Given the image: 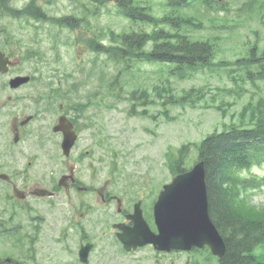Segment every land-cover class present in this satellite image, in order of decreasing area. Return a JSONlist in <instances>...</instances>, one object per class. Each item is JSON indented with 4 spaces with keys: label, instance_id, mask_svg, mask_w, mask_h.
Masks as SVG:
<instances>
[{
    "label": "flooded vegetation",
    "instance_id": "af4514ba",
    "mask_svg": "<svg viewBox=\"0 0 264 264\" xmlns=\"http://www.w3.org/2000/svg\"><path fill=\"white\" fill-rule=\"evenodd\" d=\"M17 38L0 28V250H11L3 257L15 264H217L207 250L139 244L130 209L141 201L157 233L150 216L161 189L116 192L124 180L114 175L126 171L110 176L106 156L97 154L105 121L97 95L45 74V49Z\"/></svg>",
    "mask_w": 264,
    "mask_h": 264
},
{
    "label": "rangeland",
    "instance_id": "374dc122",
    "mask_svg": "<svg viewBox=\"0 0 264 264\" xmlns=\"http://www.w3.org/2000/svg\"><path fill=\"white\" fill-rule=\"evenodd\" d=\"M28 0H16V4L22 5ZM40 4L47 7V0H38ZM155 3V13L162 15L164 11L170 10L162 6L161 0H152ZM164 0H162L163 2ZM232 1V12L228 15L220 13L223 11H205V8L199 10L200 5L198 2L192 1V4L198 9L200 15H193L199 22L203 24V28L200 29L199 34L204 37H219V45L217 55L213 60L215 66L229 65V69L233 71L232 74L227 72H211L209 68H199L188 72V77L180 79L178 77L166 78L163 75L158 74V67L142 64L138 65L133 72L128 73L123 77V91L121 94L128 96L130 90L134 87H144L150 92V101H154L149 107L151 111L156 113L157 122L142 118H131L128 116L129 105L126 101H116L112 97H108V104H115L113 107H108L106 110V134L108 136V145L110 142L113 144L111 150H117L130 154L129 168L137 170H154L165 177L167 174V166L165 164V153L169 148L179 147L181 144L188 141H201L207 134L215 129H220L222 122L229 123L235 116L234 121H238L240 111L247 107L251 110L253 101H256L260 96H264V20L259 19L257 13L248 14L250 12L259 11L260 16L264 15V8L260 11L259 7L249 6L247 14H242L240 17L237 15L236 10L242 6L246 0H229ZM167 0H165V3ZM95 3L91 0H58L57 4L51 8L52 13L57 16L70 15L76 8L78 10H86L87 8L94 7ZM159 8L160 13L156 10ZM251 9V10H250ZM209 11V10H208ZM182 14L189 15L191 10L189 8L183 9ZM245 12V11H244ZM220 13V14H217ZM196 19V20H197ZM92 22L95 26L106 30L109 29L121 30L126 23L124 19L119 17L117 13V7L114 1H109L108 5L104 7L97 17H93ZM21 24L17 23L9 18H0V26L7 27L14 33L15 36L23 39L25 42L30 39L32 32L29 30H23ZM237 24L235 28L231 27ZM42 37L43 41L40 45L32 42V47H41L46 49L49 42V35L45 32L56 33L60 31L57 26L50 23L42 25ZM86 30V25L83 27ZM169 29V28H168ZM63 40L76 39L80 41V46L61 47L59 53L64 56V63L71 69H74V65H77L80 61L79 58L82 54V46L85 41V32L78 35V32H72L68 29L61 30ZM57 37L60 39L57 35ZM27 39V40H25ZM34 43V44H33ZM38 45V46H37ZM243 55V58L253 57L254 62L247 68L242 69V74L249 79V82L241 83L236 78V81L232 78L236 73L238 66L230 65L236 64L237 56ZM51 62L56 57L55 54L49 55ZM87 57H90L88 55ZM235 59V60H234ZM225 62V64H221ZM52 63L49 68L54 69ZM103 69L101 64H98L93 68V73L96 78H91V87L98 88L102 83L100 72ZM113 64H107L104 67V74L106 75V87L109 92L110 80L115 72ZM237 77V76H236ZM83 77V80H86ZM82 80V76H76L73 78L72 83H77ZM170 85L177 95L183 94L192 88L199 90L195 92L193 98L199 99L200 93L206 94L205 98L198 103L196 108L186 107H173L167 106L169 109V116L175 117L174 121H168L158 112L164 108L161 105L162 99L158 96L157 86L160 88H166ZM255 85V86H253ZM88 87V89H90ZM128 105V106H127ZM222 106L224 113L216 106ZM247 119V117H246ZM250 119V118H249ZM247 119V123L249 121ZM259 117H256L255 123H257ZM154 131L149 133L146 129ZM192 153V156H196V150ZM108 153V152H107ZM195 159L192 160V162ZM259 170L256 169L255 172ZM261 192V191H258ZM254 196L255 203H264V192L258 193Z\"/></svg>",
    "mask_w": 264,
    "mask_h": 264
},
{
    "label": "trees",
    "instance_id": "16d2710c",
    "mask_svg": "<svg viewBox=\"0 0 264 264\" xmlns=\"http://www.w3.org/2000/svg\"><path fill=\"white\" fill-rule=\"evenodd\" d=\"M92 1L95 6L83 10L82 16L73 13L57 18L37 7L35 1L22 11H16L8 0H2L0 12L14 18L23 16L49 21L60 27L67 26L72 31L77 30L84 22L88 25L87 29L94 32L92 19L101 13V7H106L109 0ZM202 1L207 7L213 6L210 4L211 0ZM186 2L187 0H167L164 6H170L172 11L159 16L155 13V3L152 0H118V14L131 20V26L125 25L120 33L110 30L106 34L110 42L107 46L103 45V30L97 32L99 35L95 34L97 37L88 41L89 47L96 54H105L109 62L124 65L125 70H130L135 63L143 61L160 64V71L172 74L177 69L204 66L214 55L213 41H197L191 35L172 34L163 29L167 24L191 23V18L180 13ZM150 42L153 48L148 51L146 47ZM57 44L53 47L56 48ZM119 75L120 73L115 80ZM138 94L139 90L132 93L129 99L135 100ZM173 98L171 96L165 99L172 104L181 100ZM243 115H247V108L243 109L241 116ZM256 117L259 119L255 127L247 126V121L241 120L239 124L231 123L222 132L215 131L201 143L194 144L198 159L206 162L210 214L227 245L222 264H264V205L253 203L251 194L264 187V176L247 177L242 186L243 193L247 188L246 198H239L240 184L235 182L241 176V171L250 170L254 166L264 167V100L252 112L250 124H254ZM191 145H183L177 154L171 151L167 153L171 170L184 169ZM225 184L228 187L224 188Z\"/></svg>",
    "mask_w": 264,
    "mask_h": 264
},
{
    "label": "water",
    "instance_id": "95a60500",
    "mask_svg": "<svg viewBox=\"0 0 264 264\" xmlns=\"http://www.w3.org/2000/svg\"><path fill=\"white\" fill-rule=\"evenodd\" d=\"M169 189V193L180 197L178 204L186 217L188 245L208 243L215 251L222 252L223 243L208 218L204 163L177 177Z\"/></svg>",
    "mask_w": 264,
    "mask_h": 264
}]
</instances>
